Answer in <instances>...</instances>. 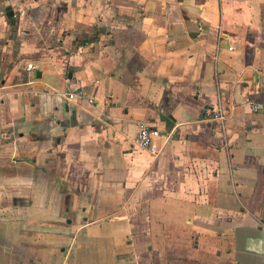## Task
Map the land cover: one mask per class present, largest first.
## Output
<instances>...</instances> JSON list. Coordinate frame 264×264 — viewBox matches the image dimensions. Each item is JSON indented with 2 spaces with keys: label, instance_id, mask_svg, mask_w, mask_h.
<instances>
[{
  "label": "crops",
  "instance_id": "0c3cea01",
  "mask_svg": "<svg viewBox=\"0 0 264 264\" xmlns=\"http://www.w3.org/2000/svg\"><path fill=\"white\" fill-rule=\"evenodd\" d=\"M0 264H264V0H0Z\"/></svg>",
  "mask_w": 264,
  "mask_h": 264
},
{
  "label": "built area",
  "instance_id": "2783aa9c",
  "mask_svg": "<svg viewBox=\"0 0 264 264\" xmlns=\"http://www.w3.org/2000/svg\"><path fill=\"white\" fill-rule=\"evenodd\" d=\"M28 70L34 69V66L32 64L28 65ZM81 93L72 92L67 95V98L70 100L75 99L79 96ZM88 101L93 104V99H88ZM254 111L261 110V107L258 105H253ZM211 118L217 122L222 130L224 131V134L226 133V121H227V114L224 109L221 107H218L214 109L211 113ZM137 135L135 138V143L138 147L141 149L149 151L151 154L156 155L161 152V147L157 144V140L161 137V133L158 129H154L150 127L147 123L140 121L137 123Z\"/></svg>",
  "mask_w": 264,
  "mask_h": 264
}]
</instances>
